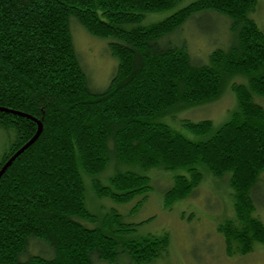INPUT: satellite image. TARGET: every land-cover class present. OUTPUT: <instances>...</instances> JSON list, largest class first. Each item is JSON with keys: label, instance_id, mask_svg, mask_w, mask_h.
<instances>
[{"label": "trees", "instance_id": "obj_1", "mask_svg": "<svg viewBox=\"0 0 264 264\" xmlns=\"http://www.w3.org/2000/svg\"><path fill=\"white\" fill-rule=\"evenodd\" d=\"M183 1L0 0V169L37 131L11 112L42 125L0 178V264H152L168 252V233L139 236L103 205L147 201L152 171L172 175L162 191L168 211L193 195L201 170L226 178L234 216L217 228L226 256L264 248L255 204L257 189L264 198V32L250 17L257 0H196L141 24ZM213 17L226 21L231 40L196 62L175 39ZM75 26L104 41L115 61L103 89L91 88ZM228 89L236 105L220 127L182 119L179 132L164 122Z\"/></svg>", "mask_w": 264, "mask_h": 264}, {"label": "rangeland", "instance_id": "obj_2", "mask_svg": "<svg viewBox=\"0 0 264 264\" xmlns=\"http://www.w3.org/2000/svg\"><path fill=\"white\" fill-rule=\"evenodd\" d=\"M194 1L196 0H184L170 11L147 14L141 24L160 22L177 9ZM250 17L264 32V0H257L256 12L251 13ZM225 25V20L214 17L203 20L200 25L187 24L181 37L175 39V42L185 41L191 58L196 62L206 63L211 51L228 45L231 40ZM73 39L81 63L89 76L91 88H105L115 68V61L107 53L105 42L89 37L78 26L73 28ZM243 81L242 78H236L234 82ZM258 103L264 108V98L258 100ZM235 105L234 97L228 89L218 101L177 114L176 119L167 118L164 122L179 132L182 131L179 122L182 119L195 122L211 120L218 128L228 119ZM1 147L0 136V149ZM201 171L203 181L193 195L175 203L169 211L162 207V191L171 184L172 175L158 173L159 171L148 174L153 191L147 201L138 204L141 199H137L128 205L103 202V205L115 209L123 216L124 222L137 225L139 236L168 233V252L152 264H264V248L259 245L244 257L226 256L223 238L217 233V228L234 216L228 181L226 178L214 179L205 169ZM259 179L264 181V172L260 174ZM257 190L260 193L261 189ZM259 193L255 196L256 216L264 223V198H261ZM90 198L91 195L87 191V206L93 214L98 215L101 210L95 205H90ZM33 251L38 252L39 248L35 246ZM117 264L129 263L121 260Z\"/></svg>", "mask_w": 264, "mask_h": 264}, {"label": "water", "instance_id": "obj_3", "mask_svg": "<svg viewBox=\"0 0 264 264\" xmlns=\"http://www.w3.org/2000/svg\"><path fill=\"white\" fill-rule=\"evenodd\" d=\"M0 111H6L7 110H4V109H1L0 108ZM11 112V111H9ZM13 114H16V115H21L23 117H26L28 119H30L31 121H33L34 123L37 124V131L35 133V135L32 137V139H30L23 147H21L16 153H14L6 162L5 164L2 166V168L0 169V178L1 176L5 173V171L10 167V165L14 162V160L20 155L22 154L29 146H31L35 141L36 139L39 137L41 131H42V125L39 121H37L36 119L28 116V115H24V114H20V113H16V112H11Z\"/></svg>", "mask_w": 264, "mask_h": 264}]
</instances>
